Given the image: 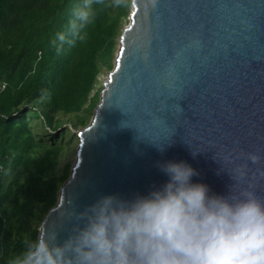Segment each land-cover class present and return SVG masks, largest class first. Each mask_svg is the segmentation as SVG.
Here are the masks:
<instances>
[{"label":"water","instance_id":"1","mask_svg":"<svg viewBox=\"0 0 264 264\" xmlns=\"http://www.w3.org/2000/svg\"><path fill=\"white\" fill-rule=\"evenodd\" d=\"M131 1L113 70L42 223L61 240L71 214L100 196L162 185L158 163L187 161L195 181L224 193L232 181L215 154L264 150V0Z\"/></svg>","mask_w":264,"mask_h":264},{"label":"trees","instance_id":"2","mask_svg":"<svg viewBox=\"0 0 264 264\" xmlns=\"http://www.w3.org/2000/svg\"><path fill=\"white\" fill-rule=\"evenodd\" d=\"M126 3L95 0L81 40L69 22L82 0H0V264L37 238L58 203L79 140L66 125L76 131L91 122L101 77L113 70L129 23Z\"/></svg>","mask_w":264,"mask_h":264},{"label":"clouds","instance_id":"3","mask_svg":"<svg viewBox=\"0 0 264 264\" xmlns=\"http://www.w3.org/2000/svg\"><path fill=\"white\" fill-rule=\"evenodd\" d=\"M94 2L74 9V37L84 39ZM111 5L128 6L126 0ZM214 159L232 181L226 192L195 181L199 173L187 161L161 162L162 185L131 197L100 196L71 214L62 240L39 225L37 238L9 264H264V150L234 146Z\"/></svg>","mask_w":264,"mask_h":264},{"label":"rangeland","instance_id":"4","mask_svg":"<svg viewBox=\"0 0 264 264\" xmlns=\"http://www.w3.org/2000/svg\"><path fill=\"white\" fill-rule=\"evenodd\" d=\"M130 14H131V11H130ZM127 24H128V22L125 23V25H127ZM109 72H110V71L107 70V71L104 73V75H102V77H101L102 82L99 83V85H98V89H100V88L102 87V84H103V82L107 79ZM64 121L68 123L69 118H68V117H65V118H64ZM33 125H34V128H35L36 131H38V132H42V131H43V125L40 124L38 121H33ZM66 126L69 127V128H71V130H72L74 133H76V134H77L78 131H81V130H82V128H80V129H78V130H76V131L73 130L71 124H67ZM78 145H79V140L74 141V149L72 150L71 155H70L69 158L67 159L68 162H71V166H72V168H73V165H74V163H75V159H76V154H77ZM63 167H64V162H63L62 165H61V168H63Z\"/></svg>","mask_w":264,"mask_h":264}]
</instances>
